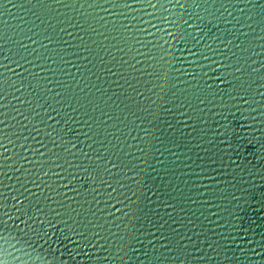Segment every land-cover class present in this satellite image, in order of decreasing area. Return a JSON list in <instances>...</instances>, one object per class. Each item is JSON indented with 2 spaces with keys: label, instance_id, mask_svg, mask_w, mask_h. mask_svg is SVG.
<instances>
[{
  "label": "water",
  "instance_id": "1",
  "mask_svg": "<svg viewBox=\"0 0 264 264\" xmlns=\"http://www.w3.org/2000/svg\"><path fill=\"white\" fill-rule=\"evenodd\" d=\"M0 264H264V0H0Z\"/></svg>",
  "mask_w": 264,
  "mask_h": 264
}]
</instances>
